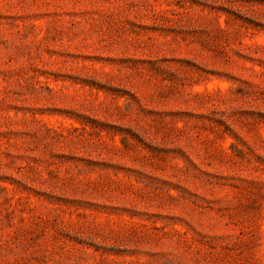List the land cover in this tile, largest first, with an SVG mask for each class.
<instances>
[{"label": "rangeland", "instance_id": "rangeland-1", "mask_svg": "<svg viewBox=\"0 0 264 264\" xmlns=\"http://www.w3.org/2000/svg\"><path fill=\"white\" fill-rule=\"evenodd\" d=\"M0 264H264V0H0Z\"/></svg>", "mask_w": 264, "mask_h": 264}]
</instances>
